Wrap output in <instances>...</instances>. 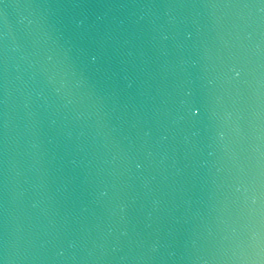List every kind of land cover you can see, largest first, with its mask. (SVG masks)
<instances>
[{"label": "water", "instance_id": "obj_1", "mask_svg": "<svg viewBox=\"0 0 264 264\" xmlns=\"http://www.w3.org/2000/svg\"><path fill=\"white\" fill-rule=\"evenodd\" d=\"M0 264H264V0H0Z\"/></svg>", "mask_w": 264, "mask_h": 264}]
</instances>
